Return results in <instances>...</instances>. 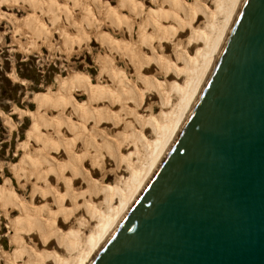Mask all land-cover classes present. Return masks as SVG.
Segmentation results:
<instances>
[{
  "label": "bare ground",
  "instance_id": "bare-ground-1",
  "mask_svg": "<svg viewBox=\"0 0 264 264\" xmlns=\"http://www.w3.org/2000/svg\"><path fill=\"white\" fill-rule=\"evenodd\" d=\"M10 1L33 8L41 3ZM244 1L160 0L157 13L145 14L136 1L121 0L119 7L128 9L127 16L118 7L105 9L110 35L100 30L91 8L84 7V18L96 27L94 38L107 47L106 56L96 59L101 73L96 86L79 74L68 83L59 81L57 96L35 98L40 110L23 144L26 154L13 168L20 187L31 186L30 203L14 195L10 181L0 187L6 214L19 213L12 222L16 252L5 256L6 264L93 262L183 130ZM48 7L54 11L56 3L50 1ZM30 25L44 33L35 17ZM119 61L126 63L128 74L118 69ZM73 89L87 95L86 105L71 94ZM111 175L115 183L107 186Z\"/></svg>",
  "mask_w": 264,
  "mask_h": 264
},
{
  "label": "water",
  "instance_id": "water-1",
  "mask_svg": "<svg viewBox=\"0 0 264 264\" xmlns=\"http://www.w3.org/2000/svg\"><path fill=\"white\" fill-rule=\"evenodd\" d=\"M91 264H264V0H245L167 157Z\"/></svg>",
  "mask_w": 264,
  "mask_h": 264
},
{
  "label": "rangeland",
  "instance_id": "rangeland-1",
  "mask_svg": "<svg viewBox=\"0 0 264 264\" xmlns=\"http://www.w3.org/2000/svg\"><path fill=\"white\" fill-rule=\"evenodd\" d=\"M38 1L41 2L40 5L37 4L39 8L37 6L33 8L23 2L0 0V69L7 67L10 69L7 76L12 85L8 88L13 89L18 86L15 90V97L0 99V187H3L6 181H10L11 191L14 195L21 199L25 198L28 203L31 200V186L28 185L26 189L21 188L13 168L21 164V160L26 154L23 144L28 142V132L33 126L34 117L40 110L35 101L36 96H57L60 93L59 81L63 79L68 83L73 76L79 74H83L91 84L96 86L101 73V65L99 66L98 60L106 56L107 47L97 37L94 38L96 27L84 18V7L91 8V14L95 13L92 14V18H96V22L99 19L100 26H102L100 30L103 29L104 35H110L113 32L107 22L109 16L105 11L107 6L118 7L126 16L129 13L127 8L119 7L121 0H98V3L96 0H76V6L73 5L72 0ZM50 1L56 3V8L51 12L48 10ZM134 1L141 4L145 14H148L149 11L157 13L162 4L160 0L157 2L154 0ZM188 2L190 3L192 0H188ZM65 10H68L67 14ZM55 11L57 13L54 15ZM56 15L60 17H56ZM33 17L44 26V33L39 34L34 25L31 27L30 22ZM87 23L89 27H87ZM62 35L64 36L62 37ZM134 36L137 40L136 33ZM119 38L121 39L122 36L119 35ZM125 65L124 61H119L118 69H124L128 74L127 65ZM158 74L159 83L165 85L164 76ZM75 92L74 89L71 90V94L76 100H79L82 105H86L88 103L87 95L80 96L78 92ZM50 112L47 110V115H51ZM154 114L155 116L160 114V108L157 106L154 108ZM28 148L29 153L33 155L32 147ZM114 183L115 176H109L106 185ZM5 210L7 209L3 208L0 202V264H6L5 256H11L16 252L13 240L15 230L12 222L16 220L19 213L17 210H13L7 215Z\"/></svg>",
  "mask_w": 264,
  "mask_h": 264
},
{
  "label": "trees",
  "instance_id": "trees-1",
  "mask_svg": "<svg viewBox=\"0 0 264 264\" xmlns=\"http://www.w3.org/2000/svg\"><path fill=\"white\" fill-rule=\"evenodd\" d=\"M9 70L8 67L0 69V99H10L16 95L15 90L18 86H15L13 89L8 88V86L12 85L11 80L7 76Z\"/></svg>",
  "mask_w": 264,
  "mask_h": 264
}]
</instances>
